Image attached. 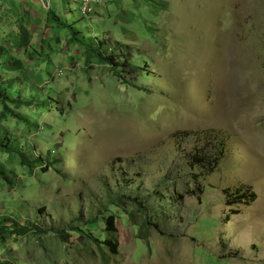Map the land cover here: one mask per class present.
<instances>
[{"label":"rangeland","instance_id":"1","mask_svg":"<svg viewBox=\"0 0 264 264\" xmlns=\"http://www.w3.org/2000/svg\"><path fill=\"white\" fill-rule=\"evenodd\" d=\"M82 1L0 0V264H264V0Z\"/></svg>","mask_w":264,"mask_h":264},{"label":"trees","instance_id":"2","mask_svg":"<svg viewBox=\"0 0 264 264\" xmlns=\"http://www.w3.org/2000/svg\"><path fill=\"white\" fill-rule=\"evenodd\" d=\"M49 23L51 24V26L55 25V26H59L60 28L66 30L69 35L71 36V42L76 43V34L77 31L74 30V25H67L63 22H61V20L59 18H57L55 16L54 13H49ZM29 36L27 35H23V33L21 34V43L23 45V43L26 42V40L28 39ZM83 48L85 50L86 53V62L89 64L91 62V60L93 58H97L99 60V62L101 61V63L103 64H107L110 63L111 66V71L113 76L120 78V72H118V69L120 68V66L118 65H113V63H111V60H109L108 58H104L103 56H101L100 54H97L94 51V48L91 45H83ZM3 72L2 73H6L5 71L9 72V73H15V72H20L22 70V64L19 61H15L13 64L12 63H6L5 66L3 67ZM5 75V74H4ZM5 76H2V74H0V106H2L3 108V112L0 115V120L4 121L6 117H10L11 119H15L17 120L19 115L15 114L14 110L11 109V107H13V109H15L16 111L20 110L21 108H30L32 107L30 104H24L21 100H20V96H16L15 98H10L9 96H7V93L9 91H12L14 86L16 85V83L13 80H5L4 79ZM0 152L6 154V155H11V154H15V150L14 148H12L10 145L4 144L3 142H0ZM20 158V164L22 166H27L30 169H33L34 166L36 165L35 163H30L27 158L20 154L19 155ZM203 157L197 156L194 157V160L201 165H205L206 163H204V160H202ZM210 165V163L207 164V166ZM42 168L44 167V172L47 173V169L44 165H40ZM235 199V204H250L253 203L256 199L255 194H253V192L251 191L250 188L246 187L244 189H240L238 190L235 194L234 197ZM230 205V203H229ZM140 207V206H139ZM137 211H140V209H138ZM104 222V231L106 233V237L102 242H98L100 245L99 249L102 251L105 250L107 251L108 255L111 256H117L119 254V244L117 239L115 238L114 234L117 233V230L115 228V218L113 216L106 218L103 220ZM148 222H144L143 226H145V228L147 227ZM37 230V229H36ZM34 234V229L32 230V228H30L29 226H19L17 223L9 220V219H5V220H1L0 221V244L1 241H3V237H5L6 235H8L9 237L12 238H23V237H27L29 235ZM59 234V233H58Z\"/></svg>","mask_w":264,"mask_h":264},{"label":"built area","instance_id":"3","mask_svg":"<svg viewBox=\"0 0 264 264\" xmlns=\"http://www.w3.org/2000/svg\"><path fill=\"white\" fill-rule=\"evenodd\" d=\"M95 0H83L81 4V13L83 16L87 17L92 13Z\"/></svg>","mask_w":264,"mask_h":264}]
</instances>
